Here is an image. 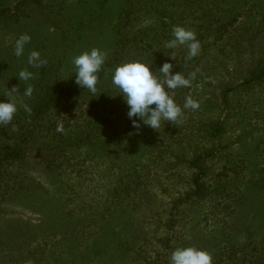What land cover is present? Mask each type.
I'll list each match as a JSON object with an SVG mask.
<instances>
[{
  "label": "rangeland",
  "instance_id": "rangeland-1",
  "mask_svg": "<svg viewBox=\"0 0 264 264\" xmlns=\"http://www.w3.org/2000/svg\"><path fill=\"white\" fill-rule=\"evenodd\" d=\"M174 26L195 32L196 57L165 47ZM92 49L105 63L119 51L118 66L141 61L157 72L172 63L191 80L171 92L181 117L133 128L112 84L117 66H102L95 95L77 86L73 59ZM33 51L43 66L29 65ZM257 64L264 0H0V101L18 88L0 157L22 138L31 143L23 163L0 168V264H170L188 246L214 264H264V81L245 83ZM22 70L33 77L19 80ZM188 96L197 110L183 108ZM51 97L56 104L24 135ZM197 176L207 194L195 200Z\"/></svg>",
  "mask_w": 264,
  "mask_h": 264
},
{
  "label": "clouds",
  "instance_id": "clouds-1",
  "mask_svg": "<svg viewBox=\"0 0 264 264\" xmlns=\"http://www.w3.org/2000/svg\"><path fill=\"white\" fill-rule=\"evenodd\" d=\"M29 35H21L16 43L14 53L17 57L24 54L25 45L29 43ZM165 47L175 50L186 47V60L196 57L200 51V42L194 31L181 26H174L172 29V39L165 43ZM171 60H175V51L168 55ZM106 61V54L99 49L86 51L73 59L75 68V84L87 90L92 95L97 92L98 73ZM28 63L33 67L43 66L46 61L41 59L40 53L33 51L28 56ZM157 72L159 75H157ZM157 72L152 71V66L141 62H125L115 68L112 74V84L119 89L128 107L127 116L132 121V127L140 129L141 126L150 127L157 130L162 122L175 123L182 115V109L172 98L171 92L177 88L189 87L191 80L185 78L181 73L173 74V64L164 63ZM33 77V73L22 70L18 79L28 81ZM195 78V74H192ZM18 88L13 87L9 91L7 101H0V125H8L14 119L18 111L16 102L11 99V94ZM33 88H25L23 95L31 97ZM155 106V107H153ZM199 103L191 96L185 98L184 109L193 111L199 108ZM25 112L31 114V108L23 105ZM15 131V126H13ZM57 132H63V125H58ZM170 264H214L213 257L205 250L192 246L178 247L172 251L169 257Z\"/></svg>",
  "mask_w": 264,
  "mask_h": 264
},
{
  "label": "trees",
  "instance_id": "trees-1",
  "mask_svg": "<svg viewBox=\"0 0 264 264\" xmlns=\"http://www.w3.org/2000/svg\"><path fill=\"white\" fill-rule=\"evenodd\" d=\"M124 49V48H122ZM116 55L110 59L108 63H104V66L109 70V68L118 66L120 64L121 60V53L117 51L115 53ZM103 68V67H102ZM98 77L100 79H103L104 77V70H100V73L98 74ZM264 81V64H257L255 68H253L249 75L248 79L245 81L246 84H253V83H260ZM227 94L223 96L224 102L226 101ZM54 97H51L48 101L40 104L39 107H37L34 111L33 115H30L32 123L28 125V127H25L27 130L24 132V135H30L31 134V128L36 125V122L40 120V118L45 115L50 106L56 104V101L53 100ZM213 130H215V134L218 137V125L215 127H212ZM26 138H22L20 142H17L12 147L9 146L6 149V153H4L0 157V168H2L3 163L8 161L23 163L25 160V151L30 146V140H25ZM15 152V153H14ZM19 152V153H18ZM199 163V160L196 159L193 164L192 168H199L195 164ZM195 166V167H193ZM199 172H201V169H197ZM202 174H205V171L202 170ZM1 176V175H0ZM200 180H202L201 177L197 176V178L194 180L195 185V191L191 193L190 198L198 200L200 198H203V195L206 196L207 189L205 188L202 183H200Z\"/></svg>",
  "mask_w": 264,
  "mask_h": 264
}]
</instances>
